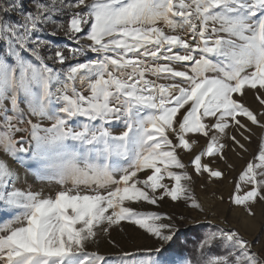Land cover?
I'll return each instance as SVG.
<instances>
[{"label": "snow or ice", "instance_id": "snow-or-ice-1", "mask_svg": "<svg viewBox=\"0 0 264 264\" xmlns=\"http://www.w3.org/2000/svg\"><path fill=\"white\" fill-rule=\"evenodd\" d=\"M49 25L73 45L43 38ZM252 126L264 133V0H0V214L20 210L0 221V264H108L85 246L122 222L161 243L119 264H264L259 236L210 229L193 259L178 243L183 216L129 206L167 199L204 212L183 154L202 180L227 179L214 165L230 147L248 151ZM20 166L72 187L19 190ZM229 203L250 217L264 206V135Z\"/></svg>", "mask_w": 264, "mask_h": 264}, {"label": "rangeland", "instance_id": "rangeland-1", "mask_svg": "<svg viewBox=\"0 0 264 264\" xmlns=\"http://www.w3.org/2000/svg\"><path fill=\"white\" fill-rule=\"evenodd\" d=\"M27 3V2H26ZM31 7V5H27ZM12 19H17L14 15L11 17ZM54 25H49L48 30L40 35L50 40L53 45H58L62 49L66 46L71 47L73 42L68 39L65 33L51 34ZM163 27V25H161ZM165 31H168L165 29ZM187 37L186 33H180ZM89 56L93 55L91 53ZM84 60L87 58L85 56ZM50 62V61H48ZM50 66L60 70L61 67H56L57 64L49 63ZM68 66V65H67ZM63 66V67H67ZM178 70L188 71L187 67L179 68ZM208 75H214V73H209ZM161 83L165 81H159ZM79 87V85H77ZM247 104L253 109H258L259 106L254 102L251 92H249L246 97ZM25 121L28 119H32L33 123H36L37 120L28 116H25ZM82 119V118H81ZM42 128L50 127L51 121L45 119L43 121H39ZM21 128H28L30 131V126L26 123H22L18 125ZM253 127L254 135L251 136L249 141L241 140L242 143L245 144L248 151L245 153L240 149H236V151H232L231 147L227 151V164L232 165L231 168L225 164L224 161H217L214 165L215 167H219L226 172L227 179L216 183H210L208 181L202 180L200 177L195 176L193 170L190 167V161L192 156L187 153H184L182 156V162L186 165H189L188 172L193 176L194 179V195L198 198L199 202L202 203L205 211L201 212L199 210H193L188 208L182 202L173 203L170 200H165L159 203L158 206L150 205L145 202H139L137 204L129 205L135 211L147 213V212H155L161 215H174L177 217L183 216L185 219L182 221H178L180 228L186 226H195L200 224L210 225L215 228H225V229H236L238 230L246 239H252L256 236L260 237V242L257 243L253 249L254 252H261L262 257H264V206L256 208V215L254 217H250L243 211V209L238 207H231L229 203V196L234 190V182L238 178L239 173L246 166V163L249 160H252L253 157L259 151V144L261 136L264 133L261 132L260 129ZM122 129V126L116 127L113 129V133L118 135ZM4 129H0L3 131ZM27 141L28 133H24ZM237 138L239 139V135L237 134ZM206 144V138H200V146H204ZM231 144V141H229ZM27 146V142L25 144ZM200 147L196 148L198 152ZM239 153V155H237ZM208 161V158H205V162ZM15 167V165H13ZM20 173V180L17 182L15 187L24 192H38L45 198H54L56 193L65 190L67 188H71V184H66L61 187L58 183L51 179H41L34 170L25 171L23 166L18 168ZM174 171H180L178 169H174ZM169 182V181H166ZM79 191L88 192L89 189L81 185ZM223 196V200H220L219 197ZM20 210L14 209L10 212H5L0 214V221L8 222L9 218L12 217L16 212ZM167 222V221H165ZM19 223L12 222L11 227H19ZM7 233L4 231H0V236L6 235ZM161 242L156 238L152 237L142 229H139L137 226L128 223L122 222L120 225L114 226L108 234L100 232L95 241H90L85 246V251L87 253H97L100 256L106 258L108 264H119L120 259L122 258L123 252H140L145 249L154 248L159 246ZM137 260L139 259H147L146 256H137Z\"/></svg>", "mask_w": 264, "mask_h": 264}, {"label": "trees", "instance_id": "trees-1", "mask_svg": "<svg viewBox=\"0 0 264 264\" xmlns=\"http://www.w3.org/2000/svg\"><path fill=\"white\" fill-rule=\"evenodd\" d=\"M27 2V0H26ZM27 4V3H26ZM64 33L63 31H58V34ZM65 49V48H63ZM66 51V49H65ZM67 55V52H66ZM80 60L83 61L84 57H80ZM51 63H53L51 60H49ZM48 62V63H50ZM76 61L69 59L68 61H66L64 66H67L69 64H73ZM61 67L60 65H56V67ZM210 229H214L213 227H211L210 225H206V224H200V225H195V226H186L183 228H180L181 233L183 234L181 237V240L178 242L181 246L185 247L187 249V252L189 255L193 256V259H195V249L196 246L199 243V239L201 237H203L204 233ZM185 239L187 240V244L184 243ZM214 252H220L222 251L219 248H213Z\"/></svg>", "mask_w": 264, "mask_h": 264}]
</instances>
